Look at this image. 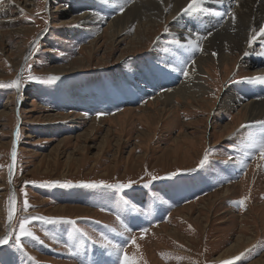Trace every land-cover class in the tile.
Returning a JSON list of instances; mask_svg holds the SVG:
<instances>
[{"label":"rangeland","instance_id":"rangeland-1","mask_svg":"<svg viewBox=\"0 0 264 264\" xmlns=\"http://www.w3.org/2000/svg\"><path fill=\"white\" fill-rule=\"evenodd\" d=\"M8 1L0 0V82L19 77L21 85L19 92L0 87V234L9 230L11 189L17 198L14 227L25 216L63 220L33 221L31 228L39 239H24L23 251L14 242L4 245L0 264H119L117 255H108L101 247L105 243L101 236L134 254L138 264H220L241 253L234 264H249L260 257L264 253V160L247 145L260 139L264 127H256L247 140L251 123H243L239 108L229 109L222 100L233 86L235 92L251 95L250 90L260 85L240 81L264 76V39L248 45L242 56L233 54L234 65L208 68L211 78H202L211 92L199 105L179 99L167 111L148 99L146 110L142 104L127 102L108 113L99 102L90 103L91 110L85 111L82 104L95 94L105 95L102 102L107 94L116 101L120 92L116 84L135 73L138 63L163 66L156 46L178 45L174 26L165 18L140 44H129L120 37L110 41L106 26L101 25L105 33L92 43L101 32L92 29V22H85L86 26L78 22L80 13L89 11L86 3L33 0L25 7L21 3L27 0H10L8 9ZM114 11L106 17L117 15ZM10 19L16 21L14 26H8ZM20 24H25L24 35L12 31ZM200 55L186 58L192 65ZM20 62L23 70L18 69ZM182 73L180 78L185 76ZM53 75L59 79L49 82ZM97 113L104 115L99 118L102 122L94 124ZM14 139L17 160L10 183ZM206 152L209 161L199 168ZM146 170L163 179L150 181ZM172 173L176 175L168 178ZM93 181L135 183L124 190L83 186ZM227 187L231 195L222 197ZM244 197L248 199L241 207L238 201ZM57 207L66 210L53 212ZM117 214L132 232L125 231ZM69 219L76 220V226L65 222ZM74 227L85 229L96 243ZM141 228L149 229L143 239ZM169 231H176V238ZM131 235L137 237L139 249L128 242ZM238 235L253 240L229 258L212 260Z\"/></svg>","mask_w":264,"mask_h":264},{"label":"bare ground","instance_id":"bare-ground-1","mask_svg":"<svg viewBox=\"0 0 264 264\" xmlns=\"http://www.w3.org/2000/svg\"><path fill=\"white\" fill-rule=\"evenodd\" d=\"M29 1H31V3ZM74 2L86 3L87 5L84 4V6L89 10L88 12H83V15H80L78 20L79 24L82 26L86 24L85 22H92V29L97 28V32H101L96 35L92 43L96 42L105 33L104 29L99 28L101 25H105L108 30L106 33H108L110 41L111 39L114 40L120 37L122 40L121 42L126 41V43L129 44H140L143 37L148 36L152 30L156 28V25L164 21L165 18L169 21V24L174 26L172 33L178 37L177 40L181 43L180 45L162 43L156 46V52L159 54L158 56L163 66L157 67L150 62L146 66L138 63L135 73L132 72L128 74L126 79L116 84L115 87H118L120 92L117 93V91L113 89V92L118 94L116 101H110V95L107 94V99L102 102L105 95L95 94L93 98L91 97V100H87L85 104H82L85 111L91 110V106H89L90 103L96 104L99 102L98 106H101L103 103L104 105L101 107H103L104 112L108 113L114 112L118 107L123 105V103L127 102L142 104L144 105V110H146L149 107L147 103L148 99L152 100L153 106L161 105L162 110L167 111L168 107L172 106L173 108L174 103L179 99L186 104L199 105V102L204 101V96L211 92L210 85L208 82L205 83L202 78L204 75L211 78L208 68H214V65H217V67H227L229 64L234 65L235 57L233 54L242 56L249 45L248 39L252 31L259 30L261 26H264V0H203L201 5L203 11L197 13L188 12L184 15L180 13L181 10L186 7L189 0H107V3H105V0H74ZM11 4L12 2L10 0L6 3V5L9 6L8 9H11ZM21 4H25L26 7L27 4L32 5L33 0H27L25 3ZM119 5H123L125 8L123 13L119 11ZM112 10H116L118 13L109 19L106 15ZM228 11L235 14V24L232 23L231 17L227 14L222 17L216 15L218 12L227 13ZM15 22V20L10 19L7 23L8 26H14ZM25 30V24H20L17 29H13L12 31L16 35H24ZM132 31L134 33L130 35L129 32ZM208 33H211V35L208 36ZM205 36H207L206 39L203 38ZM197 39H199V43L203 48L202 52L192 50L188 46L189 41ZM19 45H21L20 47L24 46L23 43ZM261 45L264 46V41ZM263 48L264 47H262V49ZM22 51L23 50L20 49L19 53L22 54ZM29 52L30 51L27 50L24 53L26 57H28ZM213 53H215V55H213ZM172 54L180 55L176 57ZM189 54L202 55L195 60L194 64L190 65L186 58ZM247 54H250L247 56V59H250L251 53ZM21 64V62L18 63L19 70H23ZM184 64L189 65V75L180 78ZM135 75L137 77H135ZM16 79L17 78H14L13 80ZM135 80H139L138 83ZM234 90L235 86L230 88L223 98L222 103L226 104L229 109L239 108L238 115H242L241 121L243 123H251L246 137V139L249 140L251 137L250 135L256 127H264V83L256 85L252 92L251 89V95H248V92L245 93V91L239 93L237 90L236 92ZM95 109H97V107H95L94 110ZM117 117L119 116L113 118L117 119ZM92 121L96 124L102 122V119L93 118ZM90 131H93L92 127ZM254 137L256 136L254 135ZM229 188L230 187L222 189V197L223 195L230 194L231 188ZM260 207H263V205L261 204ZM65 210L66 207H57L53 209V212L62 213ZM242 219L243 217H241V220ZM168 233L175 238L177 236L176 231H169ZM2 236H4V234H0V237ZM252 237L253 236L243 237L242 235H238L221 254L214 257L212 260L220 261L222 258H229L230 253H238L253 240ZM2 247L3 246H0V248ZM249 264H264V253Z\"/></svg>","mask_w":264,"mask_h":264},{"label":"snow or ice","instance_id":"snow-or-ice-1","mask_svg":"<svg viewBox=\"0 0 264 264\" xmlns=\"http://www.w3.org/2000/svg\"><path fill=\"white\" fill-rule=\"evenodd\" d=\"M105 3H107V0H105ZM202 3H203V0H189L188 4L186 5L185 8H183L181 10L180 14L184 15V14H187L188 12H194V13L201 12V11H203V8L201 7ZM124 10H125L124 6L119 5V11L121 13H123ZM225 14L230 16L232 23L235 24L236 17H235V14L232 13L231 11H228L227 13H220V12L216 13V15H219L221 17L224 16ZM80 15H83V13H80ZM166 31H167V29H166ZM207 35L210 36L211 33H208ZM203 38L206 39L207 36H205ZM262 39H264V26H261L258 31L257 30L252 31V33L248 39V44H249V46H252L258 40H262ZM177 44H180V42L177 41ZM188 46L192 50H198L201 52L203 51V48H202L201 44L199 43V39L194 40V41H189ZM213 55H215V53H213ZM192 63L194 64V61H192ZM182 71H183V74L185 76H188L189 75V65L185 64ZM29 79L30 80H37V81L41 80V78L35 77V76H30ZM58 79H59V77L54 76V75L49 76L47 78V80L49 82L55 81ZM41 82H44V81H41ZM240 82L264 83V76L245 77ZM20 85H21V80L19 77L16 80H13L7 84L0 82V87L14 88L17 90V92L20 91ZM101 115H104V113H97V119H99ZM241 127L243 128V127H245V125H241ZM16 136L19 137L18 131L16 133ZM247 146L250 148L256 149V151L259 154V158L261 160H264V133L261 134V137L258 141L253 140ZM16 160H17V151H16V147H15V143H14L13 149L11 152V162L12 163H11V165H9V177H10L9 182L10 183H11V176L13 174V169H14ZM208 161H209V156L206 152L204 157L200 160L198 167L203 168L208 163ZM145 175L149 176L150 181H153V182L156 180H159V179H163V177H159L157 175H154L153 173L148 172L147 170L145 171ZM174 175H176V173L169 174L168 178H171V176H174ZM134 183H135V181H129L128 183L118 182L115 184H108L106 181H98V182L93 181V182H90L88 184H84L83 186H86V187H106V188H111V189L124 190V189L131 188ZM144 186L147 187L148 184L145 183ZM247 199H248V197H244V198L240 199L238 201V204L241 207H244ZM124 203L127 204L128 202L125 201ZM16 204H17V198H16L15 193L13 192L8 197V201H7V218H6L7 219V225L6 226L9 230L6 232V234L4 236L0 237V246L8 245L10 242H14L15 246L18 247L21 251H23L24 250V244H23L24 239H35V240L39 239V237H37L35 235V233L33 232L32 228H31L33 221L40 220V221L52 223V222H56L57 220H63V218H54V217H44V216L28 217V216H25L23 219L19 220L18 227H14L12 222L15 218V213L17 210ZM29 207H30V205L28 203L27 196L25 193V199L23 202V210L25 212H27ZM116 219H117V221H119L121 223V226L124 227L125 231H127V232L133 231V229H131L130 226H128L127 224L124 223L123 219L121 218V216L119 214H117ZM65 222L72 225V226H76V224H77L76 220H71V219H69ZM74 230L80 236L86 238L87 240L92 241L93 243H96V241L93 240L92 236L85 229L79 228V227H74ZM113 231H115V229H113ZM139 231H140V237L139 238L143 239L145 234H147L149 232V229L148 228H141ZM45 234L50 235L49 233H45ZM52 238L55 239V237H52ZM101 239L105 242L101 245V247L107 251L108 255H113V254L117 255L119 258V264H138V260H137L136 256L134 254L130 256L127 253V251L121 247V245L115 243L114 241L110 240L106 236H101ZM128 242L131 245H134L137 249H139L140 246L137 243V237L135 235H131L129 237ZM77 243H79V241H77ZM74 247H75V245H74ZM243 255L244 254L241 253L240 256L233 257L230 260H223L220 262V264H234V262L239 260L241 258V256H243Z\"/></svg>","mask_w":264,"mask_h":264},{"label":"water","instance_id":"water-1","mask_svg":"<svg viewBox=\"0 0 264 264\" xmlns=\"http://www.w3.org/2000/svg\"><path fill=\"white\" fill-rule=\"evenodd\" d=\"M14 142H15V144H17L16 143V139H14ZM16 148H17V146H16ZM12 152V151H11ZM12 163V162H11ZM15 167V166H14ZM13 172H14V169H13ZM13 175V174H12ZM12 177V176H11ZM13 188V187H12ZM14 191H13V189H11V194L13 193Z\"/></svg>","mask_w":264,"mask_h":264}]
</instances>
